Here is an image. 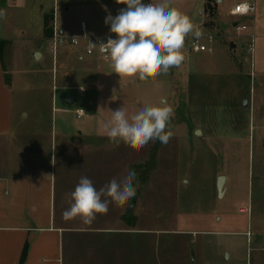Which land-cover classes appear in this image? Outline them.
<instances>
[{"label": "crops", "instance_id": "0c3cea01", "mask_svg": "<svg viewBox=\"0 0 264 264\" xmlns=\"http://www.w3.org/2000/svg\"><path fill=\"white\" fill-rule=\"evenodd\" d=\"M244 1L254 3V13L247 17L232 15L233 7ZM31 2L33 0H0L1 19H6L8 13L16 9H27ZM218 10L217 6L213 28L205 27V17L200 23L203 32L215 35L213 42L206 39L212 50L191 52L190 36H187L186 59L175 67L177 78L172 94L179 102H184L182 112L186 116L179 113L178 123H170L173 136L163 145L164 162L168 158L167 163L172 162L171 147L176 138L179 147H191L193 161L181 166L178 176H172L171 170L163 172V195L159 193L161 188L157 187L155 173L151 174L145 189L150 196L147 202L139 195V174L136 173V195L126 208L211 206L207 213L220 215L218 220L223 222L222 229L190 231L177 228L173 231L180 233L173 237L174 240L186 242L190 251L195 249L194 253L190 252L195 254L192 261H202L200 264H264V168L255 174L250 167V157H247L254 141L253 128L264 127V118L255 119L262 113L256 103L257 96L264 98V95L257 93L253 85L257 80L264 85V0H235L228 14L241 18L242 24L247 25V29L240 32L234 28L241 23L237 18L232 20L231 28L221 26ZM41 12V26L33 37L37 47L23 56L24 61H30V54L33 57L34 53L40 52L42 56L36 63L44 61L45 69L35 70L42 75H52L53 82L57 83L53 86L57 92L52 91V111L73 113L77 119H82L86 113L78 118L76 110L81 108L68 109L66 99L74 96L73 90L83 96L86 91L81 93V87L85 90L88 85L95 87L98 74L106 71L104 65L110 63L97 54L84 55L85 40L82 38L80 46L73 47L68 40L78 36H68L66 28L56 24L53 31L57 28L66 40L54 54L48 41L50 38L45 37L44 19L50 13ZM81 23L86 24L91 38L111 34L110 29H102L90 17H84L76 26L79 34ZM21 32L25 34V31ZM251 36H254L253 53L246 49ZM0 39L8 41L6 46L10 45L9 35L0 33ZM6 46L0 52V264H66L67 256L69 264H73L74 244L80 239H83L85 252L96 255L99 249L102 253L108 252L109 248L110 253L115 254L116 264H125L126 259L128 264H139L138 224L130 226L120 216L118 220L110 221L100 217L96 221L99 226L95 227L84 223V226L76 225V219L69 225L62 216L69 207L67 194L74 191L82 176L89 178L99 190L113 177L120 179L127 169H131L138 161L139 149L124 143L117 146L107 136L92 134L87 127H75L66 116L56 122L52 114L47 123L34 124L32 128L15 125L14 73L11 63L5 61ZM241 50L250 56V73L245 69L246 58L241 56ZM6 75H9V81ZM120 80L121 86L127 85V77H120ZM245 99L249 101L246 107L242 105ZM219 115L232 119L235 133L217 128ZM197 130L202 132L200 136L194 135ZM186 152L187 149L180 153ZM194 161L197 164L195 173L192 170ZM221 175L226 176L223 197L217 192V180ZM190 185L197 187L196 190L201 189L203 197L187 194L185 190ZM197 232L202 233L200 240L198 236L194 237ZM186 233L193 235L185 238ZM108 239L116 245L103 246L102 241L108 243ZM98 242H101L99 246Z\"/></svg>", "mask_w": 264, "mask_h": 264}, {"label": "rangeland", "instance_id": "374dc122", "mask_svg": "<svg viewBox=\"0 0 264 264\" xmlns=\"http://www.w3.org/2000/svg\"><path fill=\"white\" fill-rule=\"evenodd\" d=\"M144 3H160L161 0H143ZM218 5V19L220 25L226 28H231L232 20L238 19L242 24V19L239 17H232L228 14V10L233 6L235 0H224ZM27 9L24 7L19 10L16 9L13 13H8L6 19H1L0 16V33L10 36V45L5 48V61L11 65L14 73L13 79V102H14V124L24 125L32 128L34 124L47 123L50 115L53 114L54 121L58 122L61 116H66L67 121L72 123L75 127L87 129L97 136H106L103 130V123L111 119L112 112L118 108L123 107L128 116L135 114L140 109L148 106H163L169 104L174 109V116L171 119L173 124L178 123L176 119L181 116L184 105L182 100L172 94L174 91L172 86L177 78V71L175 67L169 69L168 74L160 75L154 80L140 81L138 78H127L126 86H121L120 77L114 73L109 64H105L106 71L98 74L97 85L95 87L87 86L86 92L83 96H79L77 90H73L76 102L73 105L67 106L68 109L81 108L86 115L82 119H77L73 113H62L60 111H52V91L57 92L53 88L56 81L53 82L52 75L45 73L42 75L35 68L44 70V64L36 63L34 54H30V61H24L23 56L31 49L37 47L36 41L33 39L36 36L41 26V11L49 12L54 16L50 20L49 25L59 27L62 25L66 28V34L82 36L77 33L76 26L79 25L81 19L84 17L93 18L102 29H110V25L105 24V19L108 15L116 16L115 12L119 13L124 4H117L116 0H33L27 4ZM169 8H175L178 11L188 15L196 28L201 29L200 23L204 19V24L209 20V13L204 8V0H168ZM95 16V17H94ZM202 30V29H201ZM21 31H25L23 34ZM191 39V34L189 35ZM46 37V36H45ZM47 38V37H46ZM48 39V38H47ZM204 43L208 41L205 38L201 39ZM50 44L52 39L50 38ZM68 43V41L66 42ZM60 45H63L62 43ZM243 58L245 69L250 73V56L245 52H240ZM35 61V62H34ZM244 69V68H243ZM256 92L264 95V85L253 82ZM257 106L262 110L261 115H256L255 119L264 118V98H258ZM218 106V105H217ZM220 107V106H218ZM49 112V115H48ZM26 115L24 118L23 116ZM186 116V115H185ZM219 129H228L229 134H233L231 120L226 115H219ZM217 124V123H216ZM256 125V124H255ZM29 128V129H30ZM182 130V129H181ZM219 133V132H218ZM196 135V132H194ZM253 140L251 145V152L247 157H250V167L255 174L264 168V127L255 126L252 130ZM163 143L159 140H153L143 148H139L138 161L135 162L131 169L139 175V195L145 202L149 197L145 191L147 183L151 174L155 173V182L158 188H161L159 193L163 195L165 170H171L172 176H177L180 173L181 166H186L193 161V153L189 148L179 147V139H175L172 150V162L167 163L169 158L164 162V148ZM178 145V146H177ZM185 154L180 153L186 151ZM169 154V148H167ZM182 155V158L180 156ZM192 159V160H191ZM193 173H195L197 164L192 163ZM249 166V163L247 164ZM197 187L190 185L185 192L187 194L194 193L197 196L203 197L201 189L196 190ZM196 191V192H195ZM153 195V193H152ZM154 196V195H153ZM155 197V196H154ZM156 200V199H155ZM125 207L109 206V211L106 215L98 214L96 219L87 226H99L96 223L100 217L106 220H115L121 216L129 225L135 226L138 224L139 229V264H200L192 261L195 249L189 250L186 242L174 240V236H179L180 233L173 232L175 229H186L190 231H204L207 228L222 229L223 222L219 219L220 215L214 213H207L211 206H132L130 214H126ZM72 220L64 222L72 225ZM76 225L84 226L79 218L75 220ZM109 223V222H108ZM214 223V224H213ZM110 228V227H109ZM112 234V233H107ZM200 232L194 234L199 240L201 238ZM81 235V234H80ZM193 233L183 235L185 238H191ZM108 239L102 245L105 247L115 246L114 242ZM101 242H98V246ZM75 254L73 264H116L114 252L104 250L102 253L100 249L96 255L91 251L85 252L83 239L76 242ZM198 246V244H197ZM191 252V253H190ZM101 257V258H100ZM201 257V254L200 256ZM130 262V258H129ZM67 256L66 264H69ZM128 264V260H125ZM130 264V263H129Z\"/></svg>", "mask_w": 264, "mask_h": 264}, {"label": "clouds", "instance_id": "9594fccd", "mask_svg": "<svg viewBox=\"0 0 264 264\" xmlns=\"http://www.w3.org/2000/svg\"><path fill=\"white\" fill-rule=\"evenodd\" d=\"M116 3L126 7L116 16L106 17L105 24L110 25L115 38L109 37L101 51L109 54L110 66L119 77L147 81L166 75L170 68L179 67L185 61L186 37L192 34L200 40L204 36L188 15L169 8L168 0L160 3L116 0ZM111 112V119L103 123V130L117 146L124 143L139 149L153 140L167 144L173 136L170 123L174 109L169 104L144 107L131 116L123 107ZM135 180V171L127 169L120 179L113 177L97 190L89 178L82 176L74 191L67 194L69 207L63 211V219L79 218L84 224H91L98 214L108 213L110 204L125 207L136 195Z\"/></svg>", "mask_w": 264, "mask_h": 264}, {"label": "built area", "instance_id": "2783aa9c", "mask_svg": "<svg viewBox=\"0 0 264 264\" xmlns=\"http://www.w3.org/2000/svg\"><path fill=\"white\" fill-rule=\"evenodd\" d=\"M254 11H255L254 3L251 1H244V2L236 4L233 7V9L231 10V14L234 16L247 17V16L253 14ZM234 28L237 32H240V31L246 30L247 25L237 23ZM80 30H81L82 36L81 37H73V38L69 39L68 40L69 43L73 47H79L81 44V39L83 38L85 40V44H84V48H83L84 55L94 56L97 54L101 59H103L106 62H109L111 64L109 54L107 52H102L101 46L103 43L107 42V39L109 37L115 38V34L111 33V34H108V35L103 36V37L91 38L90 36H88L87 26L85 23H81ZM203 38L207 39L209 42H213L215 39V35L210 34V33L208 34V33L204 32ZM65 40H66V38H64L59 33L58 29L54 28V33H53V37H52V51L54 54L56 53L57 47L61 43L65 42ZM90 42L95 44V46H93V44ZM189 49L191 52H194V53L210 52L212 50L207 43H204L201 39L196 40L194 36L191 37V39H190ZM246 49H247V52H249V53L254 52V36H251L250 43L246 47ZM85 91H86L85 88L83 91H81V88H80L81 93H84ZM76 114H77L78 118H81L84 116L85 112H82V111H80V109H78V110H76Z\"/></svg>", "mask_w": 264, "mask_h": 264}, {"label": "trees", "instance_id": "16d2710c", "mask_svg": "<svg viewBox=\"0 0 264 264\" xmlns=\"http://www.w3.org/2000/svg\"><path fill=\"white\" fill-rule=\"evenodd\" d=\"M217 0H204V8L208 11L209 13V20L205 23V27L208 29L213 28L215 26L214 19H216L217 16ZM54 19V16L52 14H46L45 19H44V24H45V36L47 38H52L53 37V26H50V20ZM8 41L6 40H1L0 39V52L2 53V50L6 46ZM6 80L9 81V75H6ZM130 214V213H129ZM25 254V253H24ZM24 254L22 257V260L24 258Z\"/></svg>", "mask_w": 264, "mask_h": 264}, {"label": "water", "instance_id": "95a60500", "mask_svg": "<svg viewBox=\"0 0 264 264\" xmlns=\"http://www.w3.org/2000/svg\"><path fill=\"white\" fill-rule=\"evenodd\" d=\"M219 1H221V0H219ZM41 56L42 55H41L40 52H36L34 54L35 60H37V61L41 58ZM75 102H76V98L73 95L68 96L67 99H66V104L69 105V106L73 105ZM248 103H249V101L247 99H245V100H243L242 105L244 107H246V106H248ZM201 134H202V132L200 130L196 131V135L197 136H200ZM225 182H226V176H224V175L219 176V178L217 180V192H218V196L219 197H223V195H224ZM131 210H132V206H128L126 208V212H129Z\"/></svg>", "mask_w": 264, "mask_h": 264}]
</instances>
